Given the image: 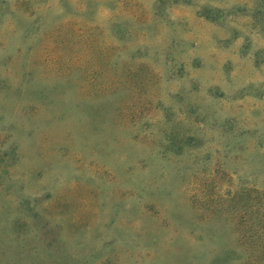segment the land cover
<instances>
[{"label": "rangeland", "instance_id": "1", "mask_svg": "<svg viewBox=\"0 0 264 264\" xmlns=\"http://www.w3.org/2000/svg\"><path fill=\"white\" fill-rule=\"evenodd\" d=\"M0 264H264V0H0Z\"/></svg>", "mask_w": 264, "mask_h": 264}]
</instances>
